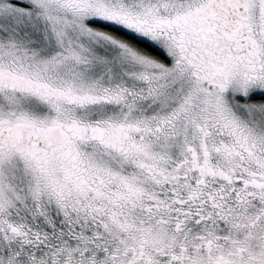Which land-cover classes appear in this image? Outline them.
<instances>
[{"label":"snow or ice","instance_id":"6c2138e0","mask_svg":"<svg viewBox=\"0 0 264 264\" xmlns=\"http://www.w3.org/2000/svg\"><path fill=\"white\" fill-rule=\"evenodd\" d=\"M0 264H264V0H0Z\"/></svg>","mask_w":264,"mask_h":264}]
</instances>
